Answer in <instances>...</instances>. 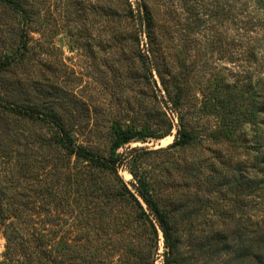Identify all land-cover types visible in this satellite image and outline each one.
Masks as SVG:
<instances>
[{
  "label": "rangeland",
  "instance_id": "1",
  "mask_svg": "<svg viewBox=\"0 0 264 264\" xmlns=\"http://www.w3.org/2000/svg\"><path fill=\"white\" fill-rule=\"evenodd\" d=\"M17 1L23 14L0 4V102L57 115L75 146L99 156L110 155L114 126L149 135L121 146L122 163L110 172L67 151L42 114L0 107V264H166L162 231L124 195L134 174L171 217L179 239L171 264H222L224 239L258 238L259 12L244 5L233 21L227 0ZM143 2L149 33L131 13ZM180 127L191 141L169 147Z\"/></svg>",
  "mask_w": 264,
  "mask_h": 264
},
{
  "label": "trees",
  "instance_id": "2",
  "mask_svg": "<svg viewBox=\"0 0 264 264\" xmlns=\"http://www.w3.org/2000/svg\"><path fill=\"white\" fill-rule=\"evenodd\" d=\"M227 1L229 3L227 5L228 13L231 16L230 19L233 21L235 19L237 20V18H239L241 13L243 12L246 13V9L245 11L244 9L242 10V7L244 5H246L248 11L247 13H249V15L254 12H259V16L264 17V0H227ZM0 4L8 6L14 11H18L22 14L24 13L21 4L17 0H0ZM238 5H239L238 9L240 10H234L237 9ZM252 5L254 6L253 8L255 10L254 9L248 10V8L251 7ZM135 9H136L135 10L136 13H134L133 9L131 10L132 15L137 16L140 27L142 29L144 28V30L149 33L153 25L149 8L143 2L140 5H138V7ZM223 9L224 7L222 8V10ZM243 23L244 22H242V24ZM238 28L240 30H243L244 26L238 25ZM23 47H27V44L24 43ZM250 86L246 88L247 96H244L248 99V108L247 111L245 112V117L251 123H253L257 121V117H258L257 99L255 94L256 90L254 89V86L251 87ZM176 100L178 101L179 97L176 98ZM0 107L3 110L8 111L11 114L17 116L32 118L35 117L34 116L35 113L42 114V117L40 116L39 117L43 119V121L55 125L59 130V132L65 135V137L64 138L62 137L60 141L62 146L67 151L88 160L95 167H98L100 169H107L110 172L115 171L117 167L120 166V164L122 163L120 160L121 155L117 152V150L121 146L125 145L134 138L137 137L143 138L149 135V134H144L143 131L137 130L135 128H122L121 126H114L113 128L114 140L112 143V150L108 157H104V156H99L87 150L84 147L75 146L71 141L67 131L64 129V126H62L60 118L55 114L42 113L39 112L38 110H35L30 107H26L24 105H17V107H14L12 105L10 106L9 104V106H7L3 104V102H0ZM170 126H171L170 130H171L173 124L171 123ZM170 130L164 135L169 134ZM163 136H159L158 138ZM190 141H191L190 133L180 127L176 132L175 139L169 145V147H180L189 143ZM134 177L137 180L136 183L132 184L134 190L132 191L125 187L124 195L129 199H132L138 205L141 211L144 214H146L148 218L152 217L155 220L157 226L163 233L164 243L167 249L165 254L166 264H171L172 262L170 263V261L172 256L175 255L179 249V239L174 235L173 226L171 224V217L169 213L166 212L159 205L147 178L138 177L136 174H134ZM262 183L264 184V180ZM143 204L145 205V207ZM231 241L230 242L226 241V239L223 240L222 251H226V253L229 254V258L224 260L222 264H264V225L262 230L259 232V236L257 239L253 238L250 234L248 235L246 231V233L243 232L238 235L235 244H233Z\"/></svg>",
  "mask_w": 264,
  "mask_h": 264
}]
</instances>
